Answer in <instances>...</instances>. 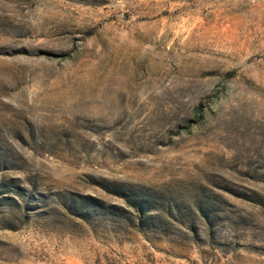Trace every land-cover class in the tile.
I'll use <instances>...</instances> for the list:
<instances>
[{
  "label": "rangeland",
  "instance_id": "1",
  "mask_svg": "<svg viewBox=\"0 0 264 264\" xmlns=\"http://www.w3.org/2000/svg\"><path fill=\"white\" fill-rule=\"evenodd\" d=\"M0 264H264V0H0Z\"/></svg>",
  "mask_w": 264,
  "mask_h": 264
},
{
  "label": "trees",
  "instance_id": "2",
  "mask_svg": "<svg viewBox=\"0 0 264 264\" xmlns=\"http://www.w3.org/2000/svg\"><path fill=\"white\" fill-rule=\"evenodd\" d=\"M105 190L111 194H115L118 197H123L124 198V206L121 207H108V209H113V211H119L123 214L126 215V217L124 216L125 220L130 221L132 224H135L136 226H141L143 224V222L147 219V211L144 207V203L145 200L140 199V197H134L131 195H127L126 191H123L122 195H120V193H118L117 191H113L107 187H104ZM74 199L73 201H70L69 205L66 206V210L70 215L76 216L78 218H82L83 220L86 218L87 216V212L84 213L82 210L80 212H78V208L76 207L77 203L83 204V203H100V201H97L94 198H91L89 196H78L75 195L73 196ZM146 218V219H145Z\"/></svg>",
  "mask_w": 264,
  "mask_h": 264
}]
</instances>
